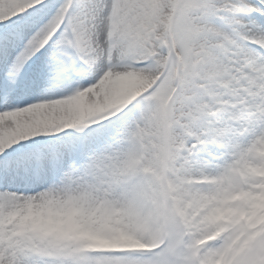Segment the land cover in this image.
<instances>
[{"label":"snow or ice","instance_id":"1","mask_svg":"<svg viewBox=\"0 0 264 264\" xmlns=\"http://www.w3.org/2000/svg\"><path fill=\"white\" fill-rule=\"evenodd\" d=\"M0 264H264V0H0Z\"/></svg>","mask_w":264,"mask_h":264}]
</instances>
